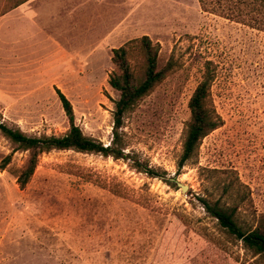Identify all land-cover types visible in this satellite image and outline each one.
Wrapping results in <instances>:
<instances>
[{
  "label": "rangeland",
  "instance_id": "rangeland-1",
  "mask_svg": "<svg viewBox=\"0 0 264 264\" xmlns=\"http://www.w3.org/2000/svg\"><path fill=\"white\" fill-rule=\"evenodd\" d=\"M16 1L0 0V116L27 135L68 130L57 88L83 134L108 145L112 50L133 39L147 36L158 66L173 69L124 120L129 161L54 150L20 189L27 154L0 136V264H264L200 201L236 206L245 228L264 214V31L205 13L197 0H109L96 25L75 9H50L53 0L9 9ZM130 63L141 74L137 51ZM206 65L222 125L178 170ZM134 159L161 177L131 168Z\"/></svg>",
  "mask_w": 264,
  "mask_h": 264
},
{
  "label": "trees",
  "instance_id": "trees-1",
  "mask_svg": "<svg viewBox=\"0 0 264 264\" xmlns=\"http://www.w3.org/2000/svg\"><path fill=\"white\" fill-rule=\"evenodd\" d=\"M28 0H18L9 9H13ZM200 9L237 24L264 31V0H197ZM141 57V74L134 71L130 61L133 52ZM112 63L115 70L109 76L108 84L118 94L113 102L111 140L104 146L101 142L83 134L74 122L70 101L57 88L55 93L68 120V130L59 136L27 135L18 127L5 123L0 116V136L11 146V153L24 152L27 158L15 174L16 183L23 189L32 177L38 158L51 151L73 150L85 154H98L114 160L129 161L132 156L126 152V142L122 128L124 120L135 110L139 102L148 96L173 69L171 62L158 66V50L147 36L133 39L125 45L112 50ZM213 72L205 67L201 81L194 89L189 101V120L185 124L182 151L177 163L180 170L192 162L200 142L208 134L222 125L221 117L211 104L210 85ZM10 155L3 160L2 167L8 164ZM135 160V159H134ZM148 177H161L155 170L135 160L130 165ZM204 210L214 218L220 228L228 235L240 241L243 247L255 256L264 258V214L254 228H245L237 220L236 206H223L219 202L211 204L200 199Z\"/></svg>",
  "mask_w": 264,
  "mask_h": 264
},
{
  "label": "crops",
  "instance_id": "crops-1",
  "mask_svg": "<svg viewBox=\"0 0 264 264\" xmlns=\"http://www.w3.org/2000/svg\"><path fill=\"white\" fill-rule=\"evenodd\" d=\"M112 7L113 4H111L109 0H53L52 4L50 1V9L61 10L58 11V13H69L71 9L79 11L80 14L83 15V20L81 23H86L88 25H96L98 21H96L94 18H97V13L99 14L100 12L101 18V12ZM101 22L102 21L100 19L99 23Z\"/></svg>",
  "mask_w": 264,
  "mask_h": 264
},
{
  "label": "water",
  "instance_id": "water-1",
  "mask_svg": "<svg viewBox=\"0 0 264 264\" xmlns=\"http://www.w3.org/2000/svg\"><path fill=\"white\" fill-rule=\"evenodd\" d=\"M176 184H177V186L180 188L181 191H185V190H187V186L182 185V184H180V183H176Z\"/></svg>",
  "mask_w": 264,
  "mask_h": 264
}]
</instances>
